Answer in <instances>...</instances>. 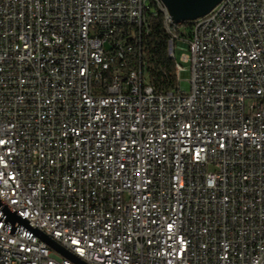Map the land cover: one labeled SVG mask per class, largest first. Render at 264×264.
<instances>
[{
  "label": "built area",
  "instance_id": "built-area-1",
  "mask_svg": "<svg viewBox=\"0 0 264 264\" xmlns=\"http://www.w3.org/2000/svg\"><path fill=\"white\" fill-rule=\"evenodd\" d=\"M158 17L190 51L169 88ZM190 23L157 0H0V199L26 221L0 212V264H264V0Z\"/></svg>",
  "mask_w": 264,
  "mask_h": 264
},
{
  "label": "trees",
  "instance_id": "trees-1",
  "mask_svg": "<svg viewBox=\"0 0 264 264\" xmlns=\"http://www.w3.org/2000/svg\"><path fill=\"white\" fill-rule=\"evenodd\" d=\"M158 17L153 21L151 33L147 38V67L150 72L152 85L169 88L175 81V62L169 57L167 50V36ZM182 27L189 30L184 37L189 36L191 23L185 22Z\"/></svg>",
  "mask_w": 264,
  "mask_h": 264
},
{
  "label": "water",
  "instance_id": "water-1",
  "mask_svg": "<svg viewBox=\"0 0 264 264\" xmlns=\"http://www.w3.org/2000/svg\"><path fill=\"white\" fill-rule=\"evenodd\" d=\"M222 0H162L163 4L168 9L172 20L176 24L185 22H193L199 18L208 15ZM0 212H3L8 221L13 225L16 223L26 224V221L19 217L15 212L3 203L0 199ZM39 237L47 242L52 248L61 252L66 257L73 258L67 251L61 248L56 242L36 231Z\"/></svg>",
  "mask_w": 264,
  "mask_h": 264
},
{
  "label": "rangeland",
  "instance_id": "rangeland-1",
  "mask_svg": "<svg viewBox=\"0 0 264 264\" xmlns=\"http://www.w3.org/2000/svg\"><path fill=\"white\" fill-rule=\"evenodd\" d=\"M189 33V30L184 28V27H181V30H180V34L181 35H186ZM187 42L184 43V45H178L177 49H176V54L175 56L177 57L178 60L181 59V56L183 54H190V51L187 49ZM182 66L185 67V71L182 72L181 76L186 78L189 76V71H190V65L189 64H186V63H182ZM182 87L186 88L187 90H189L190 88V85H189V82L186 81V80H183L182 83H181Z\"/></svg>",
  "mask_w": 264,
  "mask_h": 264
},
{
  "label": "bare ground",
  "instance_id": "bare-ground-1",
  "mask_svg": "<svg viewBox=\"0 0 264 264\" xmlns=\"http://www.w3.org/2000/svg\"><path fill=\"white\" fill-rule=\"evenodd\" d=\"M157 3H159L160 9H162V11H168L166 6L163 4L162 0H157ZM220 3H223V0ZM220 3L217 6H219ZM217 6L209 14H216ZM202 18H204V17H202ZM170 19H172L171 15H170ZM167 47H168L167 50H168L169 57L176 63V56L174 54V51L171 50V44H168Z\"/></svg>",
  "mask_w": 264,
  "mask_h": 264
},
{
  "label": "snow or ice",
  "instance_id": "snow-or-ice-1",
  "mask_svg": "<svg viewBox=\"0 0 264 264\" xmlns=\"http://www.w3.org/2000/svg\"><path fill=\"white\" fill-rule=\"evenodd\" d=\"M3 143H5V140L0 139V144H3ZM221 147H223V145H221ZM3 161H4V157H3L2 155H0V162H3ZM4 167L7 168L8 165L5 163V164H4ZM120 167L123 168L124 165L121 164ZM0 176L6 177L7 179H15V177H8L7 174H6L5 172H3V171H0ZM171 228H172V225L169 224V225H168V229L171 230ZM182 242H183V241H181V243H182ZM74 243H75V241H74ZM106 255H110V254H106Z\"/></svg>",
  "mask_w": 264,
  "mask_h": 264
}]
</instances>
